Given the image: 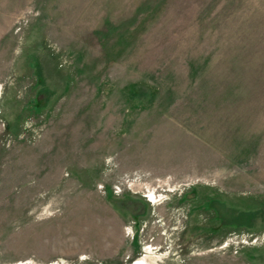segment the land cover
Listing matches in <instances>:
<instances>
[{"label": "rangeland", "instance_id": "374dc122", "mask_svg": "<svg viewBox=\"0 0 264 264\" xmlns=\"http://www.w3.org/2000/svg\"><path fill=\"white\" fill-rule=\"evenodd\" d=\"M155 261L264 264V0H0V264Z\"/></svg>", "mask_w": 264, "mask_h": 264}, {"label": "bare ground", "instance_id": "6f19581e", "mask_svg": "<svg viewBox=\"0 0 264 264\" xmlns=\"http://www.w3.org/2000/svg\"><path fill=\"white\" fill-rule=\"evenodd\" d=\"M155 256H153V258H154ZM155 259V258H154ZM155 263L157 264V262L155 261Z\"/></svg>", "mask_w": 264, "mask_h": 264}]
</instances>
